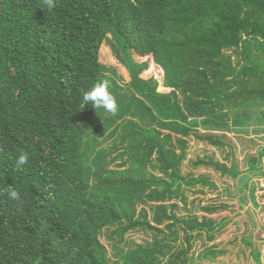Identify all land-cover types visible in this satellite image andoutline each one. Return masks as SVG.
<instances>
[{
  "label": "trees",
  "instance_id": "obj_1",
  "mask_svg": "<svg viewBox=\"0 0 264 264\" xmlns=\"http://www.w3.org/2000/svg\"><path fill=\"white\" fill-rule=\"evenodd\" d=\"M102 80L115 115L82 100ZM230 135L264 136V0H0V189L23 197L0 193V264L193 263L223 208L188 210L186 191L217 190L182 173L189 143L225 151L190 164L236 187L264 176V146L240 171ZM253 239L244 264H262Z\"/></svg>",
  "mask_w": 264,
  "mask_h": 264
},
{
  "label": "rangeland",
  "instance_id": "obj_2",
  "mask_svg": "<svg viewBox=\"0 0 264 264\" xmlns=\"http://www.w3.org/2000/svg\"><path fill=\"white\" fill-rule=\"evenodd\" d=\"M229 137L236 149L235 158L238 167L240 171H245L250 165V160L248 161L246 156L247 152L255 151L258 144L264 146V136L243 137L230 135ZM111 144L112 142L108 140L104 142L102 147L107 148ZM189 145L187 161L183 165L182 173L191 172L194 175H210L211 180L217 186V190L212 192L210 189L204 188L203 194L186 191L188 210H193L198 204L200 206L223 208L220 212L211 215V218L217 219V221L223 220L222 229L215 233L212 240H208L205 234H202L201 238L193 243L191 252L195 253V261L190 264H244L245 257L249 253L244 239L249 236L253 239L256 233H259L260 239L263 241H257L256 246L261 253V263L264 264V176L244 175L241 177L243 182H239L236 187L234 180L229 175L222 174L214 168L217 162L229 166L225 158V151L213 149L193 141ZM201 157L212 159L214 167H192L190 163ZM261 166L264 174V159L261 161ZM243 183H246V185L244 186ZM200 215L201 213H198V216ZM126 237L137 245H143L148 239L141 231H130ZM102 241L108 246L107 242ZM210 247L218 253L213 261L198 260L196 258L197 253ZM167 258L163 260L164 263H166Z\"/></svg>",
  "mask_w": 264,
  "mask_h": 264
},
{
  "label": "clouds",
  "instance_id": "obj_3",
  "mask_svg": "<svg viewBox=\"0 0 264 264\" xmlns=\"http://www.w3.org/2000/svg\"><path fill=\"white\" fill-rule=\"evenodd\" d=\"M57 6V0H41V7L51 12ZM82 100L85 104H91L94 108L103 109L106 113L115 115L118 111L116 96L109 90V82L102 80L94 83L82 92ZM30 153L26 150H18L15 166L20 168L28 165ZM0 193L6 194L10 200L21 201L22 193L15 187H3Z\"/></svg>",
  "mask_w": 264,
  "mask_h": 264
}]
</instances>
